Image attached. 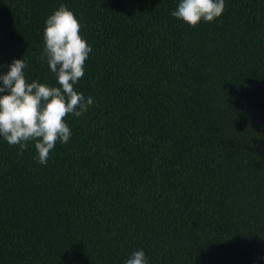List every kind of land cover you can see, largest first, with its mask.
<instances>
[{"label": "trees", "instance_id": "trees-1", "mask_svg": "<svg viewBox=\"0 0 264 264\" xmlns=\"http://www.w3.org/2000/svg\"><path fill=\"white\" fill-rule=\"evenodd\" d=\"M176 3L0 0V64L52 85L44 20L75 13L94 99L47 166L0 140V264H264V0Z\"/></svg>", "mask_w": 264, "mask_h": 264}, {"label": "clouds", "instance_id": "clouds-1", "mask_svg": "<svg viewBox=\"0 0 264 264\" xmlns=\"http://www.w3.org/2000/svg\"><path fill=\"white\" fill-rule=\"evenodd\" d=\"M226 0H177L170 15L190 26L201 20L212 22L224 11ZM82 26L75 13L61 4L44 20L41 60L55 78V84L25 74L27 64L21 57L0 64V140L26 150L29 142L35 148L34 159L47 166L57 145L67 146L72 132L66 121L81 119L93 105L91 96L77 91L86 76V62L93 49L83 39ZM123 264H149L139 248L129 253Z\"/></svg>", "mask_w": 264, "mask_h": 264}]
</instances>
